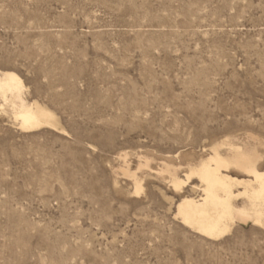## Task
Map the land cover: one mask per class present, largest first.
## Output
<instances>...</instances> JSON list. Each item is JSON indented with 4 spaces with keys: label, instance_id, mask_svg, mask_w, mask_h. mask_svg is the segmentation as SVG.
Here are the masks:
<instances>
[{
    "label": "rangeland",
    "instance_id": "374dc122",
    "mask_svg": "<svg viewBox=\"0 0 264 264\" xmlns=\"http://www.w3.org/2000/svg\"><path fill=\"white\" fill-rule=\"evenodd\" d=\"M0 71L55 115L0 112V264H264V227L198 235L197 181L163 172L226 138L264 157V0H0Z\"/></svg>",
    "mask_w": 264,
    "mask_h": 264
},
{
    "label": "bare ground",
    "instance_id": "6f19581e",
    "mask_svg": "<svg viewBox=\"0 0 264 264\" xmlns=\"http://www.w3.org/2000/svg\"><path fill=\"white\" fill-rule=\"evenodd\" d=\"M25 89L17 74L0 71V112L9 114L18 128L25 131L54 127L53 112L37 102H29ZM263 158L256 147L226 138L212 144L205 157L187 163L184 179L178 177L180 167L163 165L173 190L178 191L193 179L197 181L191 186L196 196H183L176 205L181 224L206 239L225 235L236 223L264 227ZM122 160L125 164L126 155ZM140 164L139 168L147 167V159ZM124 174L133 179L134 194H139L142 186L135 174L128 168H124Z\"/></svg>",
    "mask_w": 264,
    "mask_h": 264
}]
</instances>
